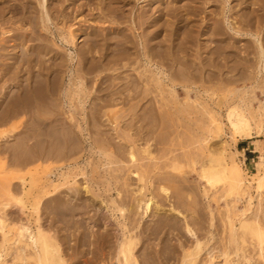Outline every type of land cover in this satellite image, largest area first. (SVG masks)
<instances>
[{
  "label": "bare ground",
  "instance_id": "1",
  "mask_svg": "<svg viewBox=\"0 0 264 264\" xmlns=\"http://www.w3.org/2000/svg\"><path fill=\"white\" fill-rule=\"evenodd\" d=\"M0 1L2 2V0ZM135 1L141 0H104L103 2L100 1L98 5V2L96 3V9L101 11V15H104L105 17L113 16L112 18L115 21L113 22L114 26L112 24L111 27L107 25L105 26V24H107L106 22H101L104 17L100 14V17L92 16L93 18L81 16L83 14H81L82 12L80 10H86L84 6L88 4L89 0H86L85 2L82 0L83 3L81 5L77 4L80 10H77V5L75 6V11L78 12L75 19L78 20V17L81 16L78 22H75L77 20H74L75 14L68 10L70 9V6H68L69 4L62 6L59 17L62 18V25L64 24V26L56 27V30H53L52 28L54 20L51 13L53 8L49 9L48 7L50 0H35L33 1L34 5H31L27 1V5L30 4L31 6L28 8L25 5V9L28 10L30 15H33L35 14L33 12H36L35 16H30L28 18L30 19L28 20V27L22 22L23 26H17V28H13V30H6L5 25L10 23L9 19L6 21L3 19L4 22L1 20L3 23H1L0 29L2 30L0 36V84H5V91H3V97H1L4 102L0 101V126H4V124L14 118V116L18 117L20 114H27L29 119L28 124L31 125L32 122L35 121L34 116L36 114L42 116L44 110L54 105V103L56 104V101L65 94L69 99L72 97L70 95H81L79 101L82 102V109L84 110L88 108V102L86 100H92L95 103V109L93 108L94 105H90V109L97 112L103 107H115L120 103L125 104L131 100L138 99L136 104H133V107L131 106L134 109L133 113L129 110L132 113V118L130 117L131 119L123 122V125L131 128L140 120L146 122L145 119H138V117L142 116V113L152 116L154 113L158 112L159 109H157V106L159 104L156 105V103L159 102L158 97L153 95V93L155 94V92H158L161 95L165 94L168 96L170 95L171 97H178V94H180L179 89H183L189 99L191 98L190 93L195 87H197V78H200L201 81H203L207 77L206 74L209 79L213 78L212 73L215 70H211V66L215 67L216 75H219L221 79L226 81H229L234 77L233 75H228L232 71V66L229 65V63L244 67H253L254 65H257V68H262L261 70L264 71V40L260 39V35L264 32V0H211L214 3L213 5L215 8H218L216 4H222L218 17L215 14L216 9L212 8V13L215 14L213 15L215 17L211 18L212 13L210 14L209 11L208 14H210L211 17H207H210L208 19L212 20H209V22H206L205 24L209 25L206 28L211 43L218 42L219 44H217L218 46L212 50L211 56L209 55L210 57H208L212 61L211 65L207 61V63H204V61L201 60L203 58H201V56H194L191 62L186 50L188 49V46H186L183 41L176 43L175 38L177 37V39H179L178 36L180 37L182 34V40L193 37V33L200 28V25L197 23V18L209 8L204 6L207 5L205 4L206 0H143L146 1L147 4L141 12H138V14H135L134 16L127 14L128 17L124 18L123 14H125V6L134 3ZM1 2L0 5L2 4ZM5 2H7V0H3L4 4ZM80 2V0L72 1L73 5L76 3L80 4ZM25 3L23 2V4ZM72 3H70V5ZM155 3H157V5L153 7V4ZM15 5V7H17V4ZM10 6L5 4V8H10ZM252 6L258 7L252 8ZM4 10L6 9H3V11L2 9L0 10L1 15H3L2 13ZM91 15L92 14H90V16ZM233 15L236 17H233ZM0 18H2V16ZM70 20H74V22L69 24ZM126 22H130L131 25L127 27L125 25ZM98 24H104V27H99ZM56 25H58V23ZM79 30H81V32H78ZM87 33L92 35L89 36ZM85 35H88L89 38ZM57 39L65 46L74 47L77 50V59L75 57L76 55L71 51L64 54L63 51L65 50L62 51L61 48L63 47L58 43ZM169 41L171 43H169ZM84 42L89 43L87 47L81 44ZM240 42H242V45L239 44ZM190 43L191 42H189V44ZM12 51H14V53ZM251 55L252 57H250ZM209 59L206 60L210 61ZM2 60L6 61V63H1ZM196 60H198V62H196ZM222 60L226 61L225 65L221 64ZM77 64H80V69L78 67L76 76L73 74V68ZM225 68L229 71H225ZM67 72L71 74V84L69 83V88L65 86L66 88L63 89L60 79L65 75L64 73ZM125 72H127V74L123 75ZM95 77L98 78V82L96 81L98 84H95V87H93L96 88L95 91L100 95H96V93V96L94 95L95 97L93 98V95H91L89 90L90 86H88V81H91ZM117 79L121 81L120 84L115 82ZM15 81V85L19 86L17 92L14 93L16 89L14 88L15 90H10L11 85H7V83L9 82L12 84ZM3 85H0V88ZM74 85L76 86L75 88H73ZM4 88L2 90H4ZM1 92L2 91H0V93ZM97 99L100 102H96ZM143 100L147 101L143 103ZM92 101L91 104H93ZM3 103L12 106L3 109ZM160 105L169 106L168 103L165 104L164 102ZM263 107L264 106H262V108ZM160 108L162 109V107ZM136 109L141 110H139V113L141 112L140 115ZM184 109H186V106ZM92 114H96V112H93ZM97 117H93V126L95 127L100 126V119ZM262 117L264 119V115H262ZM118 118L119 117L112 116L110 113H106V120L111 124L117 123L116 121L119 120ZM263 119L256 122V125L261 126ZM135 120L137 121L135 122ZM214 121V124H216V130H222L224 125L223 122L216 119H214ZM227 121L234 137L250 139L253 136V119L247 115L242 107L237 105L230 107L227 113ZM39 123L40 125H43L45 124V120L40 119ZM13 124L14 123H12V126ZM69 125L71 126L72 124L70 123ZM32 128L33 126L28 129L32 130ZM4 132L5 129L1 130L0 134L2 135ZM31 136L32 133L31 135L29 134L30 138ZM34 137L36 138V135H33L32 139H35ZM70 139L73 140V138ZM68 143L71 144L67 149L65 148V150H62L61 146L59 147L61 152H59V150L58 152L53 150L47 152V149L52 148L50 147L52 143H49L50 146L48 145V148L43 153L42 149L40 150L41 153L40 151L36 152L33 155V158L26 159V161L24 160L18 165L21 167L25 166L26 168L29 164V160L36 162L39 161V159H53L57 157H60L62 160H69L77 154L78 149L76 147V141L73 140L66 142L65 144L69 145ZM137 144V140L134 139L128 144L119 145L118 148H113L110 144H107L106 152L102 150V152L104 151L103 155L105 154L106 159L109 160V163H107L109 165L115 163L112 158L117 156L125 158L126 155L124 154V151H126L130 163L133 164L131 167L136 168L135 170L129 168L128 171L130 174H127L126 176V167L128 165L116 166V168H114L116 174L112 176L114 183L111 181V178L108 183L107 192L111 193L115 191L114 193L116 194V197L111 200V210H116L124 220L118 222V234L115 235L116 243H114L115 246L113 245L114 248L112 246H107L109 244L106 245V243H108L110 230L108 231L109 233L105 230L102 232L103 234L105 232L108 237L105 238L107 239L106 243V240L103 242L104 239L102 238V245L105 243L107 247H104H112L114 249L118 264H140L136 249L138 248L141 239H143V236H141L144 231L143 229L146 228L145 223L143 225L142 220L150 215L156 203V194L153 191L155 189L156 179L151 175V172H155V175H161L156 172L160 169L159 165L155 166L154 171H148L147 175L146 172L137 167L139 165L138 161H140L137 150L150 160L155 158L150 142H145L143 146H136ZM227 145L228 144H224L220 151H209L206 159L201 162L200 169V177L203 178L206 184L210 187L227 184L230 186L229 195L236 191L238 192V200L248 199V207L241 212L238 223L235 224V220L230 214L227 216L230 233L229 243L232 242L237 246L232 249V252L230 248H226V250L222 252V256L225 258L224 264H254L255 260L256 262L260 260L264 263V223L256 217L249 218L244 216L253 209L252 196L247 195V188H251L253 183L252 181L247 180L243 169H241L240 165L235 161V155L233 153L227 155ZM4 147L5 146L0 144L1 169H5L12 164L7 156L3 157L2 155V152L8 150L7 147L5 149ZM55 149H57V146ZM260 158L262 160L261 162H258V173L255 174V177L253 178V180L256 181L255 189L257 190V197L264 192V154H262ZM116 162H121V159H118ZM194 163L195 161H193V164ZM62 167L63 166H60L57 169L61 170L63 169ZM65 167H68V170L70 171L72 166H67L66 164ZM164 167L173 170H181L184 165L173 159L170 163H166ZM37 170L38 168H35L26 173L29 174L30 172ZM79 170H82L80 171L82 172V175L87 177V174L83 171L84 169L82 167L79 168ZM20 171L21 170H19V173L15 171L12 172L18 174L11 175L8 178H11L12 180L19 177L22 185L25 186L21 188L24 189L25 192H30L31 189L27 188V184L29 183L26 177L27 175L25 176L26 173H21ZM69 171L61 174L62 178H59L58 180L60 181V179H62L60 182L51 179L48 180L49 184L55 191L49 196V200L52 202L56 201L55 203L49 204L53 206H50L51 213L56 216L58 220L61 219L60 222V220L58 221L57 218H55L57 222L61 223L60 225H62L63 220V224L66 223L65 219L68 216L74 217L75 213L77 214L78 212L77 206H73L69 203L70 206L67 203L68 201H75L79 209L82 210L85 208L84 210L86 211L90 206L94 205V201L89 200L86 195H83L82 190H84L85 193L89 192L88 185H85L83 189L77 188L73 184L75 182L72 183L69 180L70 173H67ZM106 173H108V170H106ZM148 174L150 175L148 176ZM133 178L140 184L136 190L132 189L133 197L131 198L134 203L128 204L127 197L123 195L122 187L125 185L127 187L131 186L130 180ZM247 181L248 183H246ZM10 185L11 183L8 187ZM63 185H65L69 191L66 189L67 191L62 190L59 194L56 193L57 190L60 189V186ZM17 187L16 189L19 190L20 185H17ZM9 188L12 189L11 187ZM16 189L14 188V191ZM160 190L164 193V199L170 200V198H168L170 193L169 188L162 187ZM71 191L74 193H70ZM203 191L204 195L207 196L209 189L204 188ZM51 192L46 191V194ZM63 194L65 197L62 196L61 198L64 197V200L68 198L66 200L67 204L64 201L65 206H62L64 203H59V200L61 199L60 195ZM12 195H14V192H12ZM169 205L170 206L167 210L164 209L165 213L171 212L172 214L174 213V216L176 217H182L183 227L186 234L195 238V241L192 244L182 245V256L179 264H198L203 252L210 247L211 238H202L199 234L197 235L195 228L190 223L189 216H185L182 210L176 208L174 204L170 203ZM41 207L40 203H38L30 210L24 205L18 206V204H13L12 200H0V264H71V258L68 256V252L64 249L66 239L64 240L61 239L60 236L57 235V237L54 235L56 227L54 229L53 225L57 222L51 217L53 222L49 220L51 222L49 223L47 221L49 218L46 219L43 217ZM105 209L106 208L101 207L99 211L102 212ZM157 209L159 210V206H157ZM90 210L91 209L88 211L90 212ZM48 212L46 214H48ZM133 214L141 216L137 222H132L130 220V216ZM210 215V222L213 225V213ZM67 223H69V220H67ZM88 223L89 227H91L95 222L90 221ZM82 224L80 225L82 226ZM110 224H112V222ZM113 225L114 224H112V227ZM141 225L144 227L142 226L141 228ZM55 226L57 225L55 224ZM68 227L71 228L70 224L67 228ZM85 227L83 231H81V238L79 237V245L81 246L91 245V243L89 244L91 240L88 242V239L90 238H88L89 233L86 234L89 229L85 232ZM67 228L65 229L64 227V230L67 231ZM92 229L93 227L91 230ZM78 231H80V229H78ZM60 232L63 234V231L59 230V235L61 234ZM209 232L211 234V231ZM67 235L68 234H66V236ZM64 236L65 235L62 237ZM76 237H78V235ZM102 237L105 236L103 235ZM72 240L74 241V238H72L71 241ZM69 242L70 240L67 241V245L70 246ZM91 242L93 243L94 241ZM75 244L76 246L78 245L76 242ZM85 250L87 251V249ZM92 251L93 250L91 249V253ZM102 253L104 252L102 251ZM215 258L216 257L212 253H209L208 259L200 264H215Z\"/></svg>",
  "mask_w": 264,
  "mask_h": 264
},
{
  "label": "rangeland",
  "instance_id": "2",
  "mask_svg": "<svg viewBox=\"0 0 264 264\" xmlns=\"http://www.w3.org/2000/svg\"><path fill=\"white\" fill-rule=\"evenodd\" d=\"M27 1L31 5H34L33 1L35 0L32 1L7 0L5 4L9 6L11 4L12 5L10 6V8L9 7L5 8V4L3 3V0L2 2L0 1L4 5V7L2 4L0 5V10L2 9L3 11V9H6L2 13L5 18L3 17V15L0 14V17L2 16V18H0V29H1V23H3L4 20L6 21L8 19L10 23L8 25H5L6 30L7 29L13 30V28H17V26L18 27L23 26V24L26 25V27L29 26L28 20L30 19L28 18L30 16H35L36 12H33L35 14L30 15L28 10L25 9L26 6L28 8L31 6L30 4L27 5L28 3ZM72 1L73 0H50L48 4L49 9L50 8L51 9L53 8V10L55 9L54 11L53 10L51 11L52 18L54 20V23L52 25L53 30H56V27L64 26V24L62 25L63 23L61 20L62 18H60L59 15L61 14L62 6H65L66 4L67 5L69 4L68 6H70L69 7L70 9L68 10L71 11L73 14H75L74 20H77L75 19V16L78 14V12L75 11L76 9L75 6L77 4L81 5L86 0H83V2L82 0H80L81 1L80 4L76 3L74 5ZM100 1L103 2L104 0H100ZM100 1L89 0L88 4L84 6L86 10H82V9L80 10L78 5H77L78 8L77 10H80L82 12L81 14L83 15L81 14L80 15L83 17L84 16H88L89 18L100 17L101 11H98V9H96L97 8L96 3L98 2L97 3L98 5ZM23 2L26 3L23 4ZM70 3H72L71 5L73 7L70 5ZM208 3L209 4L211 3L210 5L212 7ZM15 4H17V7H15L16 6ZM146 4H147L146 1L141 0L126 5L124 8L125 14H123L124 18L128 17L127 14L130 16L132 15L134 16L135 14H138V12H141V10H143L146 7ZM205 4L207 5L204 6H207L206 8L208 7L209 8L206 9L207 11L205 10L206 12L201 13V15L197 18L198 19L197 23L200 25L199 26L200 28H198L197 31L193 33V37L190 39L182 40L183 38L182 36L183 34H182L180 37L178 36L179 39H177V37L175 38H176V43L183 41V43L186 44V46H188V49L186 50H187V55L189 56L191 62L194 56H199V57L201 56V58L202 57L205 58V59L200 58L201 60L204 61V63L209 62L211 65L212 61L208 57L211 56L212 50L219 44L218 42L211 43V40H209L210 36L207 33L208 30L206 28L209 25H205V24L206 22H209V20H212V19H208L211 17L210 14L212 13L213 10L212 8L216 9L215 14L218 17L219 10L221 9L222 4L221 3L216 4L218 8H215V6L213 5L214 3L211 0H206ZM156 5L157 3L153 4V7H155ZM253 7H258V6H252V8ZM14 11L16 12L18 11L19 13L18 12L16 13ZM209 11L210 14H208ZM72 13L71 15L73 16ZM90 14L92 15L90 16ZM215 14L212 13L211 18L215 17L213 16ZM235 15H233V17L237 16ZM101 16L104 17V19H102L103 21L101 20V22H106L107 24H105V26L107 25L111 27L113 22L115 21L112 18L113 16L112 15L108 17H105L104 15ZM80 17L78 18L80 19ZM79 19L75 22H78ZM74 20L73 21L70 20L69 24L74 22ZM106 20L109 22H107ZM199 22L202 23L200 24ZM57 23L58 25H56ZM103 25L104 24L102 25L98 24L99 27H102ZM125 25L128 27L131 24L130 22H126ZM1 31L2 30H0V36H1ZM78 32H81V30H79ZM87 34L89 36L92 35L90 33ZM88 35L85 36L89 38ZM260 39L264 40V32L260 35ZM57 41L64 48V49L61 48L62 51L65 50L63 51L64 54L65 53L67 54V52L69 53L71 51L74 55H76L75 57L77 59L78 57L77 50L74 47L65 46L61 44V42L58 39ZM189 42L191 43L189 44ZM169 43L171 42L169 41ZM81 44L87 47L89 43L84 42ZM239 44L242 45V42H240ZM12 52L14 53V51ZM250 57H252V55ZM206 59H209L210 61ZM222 61L221 64L225 65L226 61L224 60ZM196 62H198V60H196ZM1 63L5 64L6 61L2 60ZM229 65L232 66V71L228 75L234 76L231 80L226 81L224 79H221L219 75L218 76L216 75L215 67L211 66L210 69L215 70L212 73L213 78L209 79L207 74H206L207 77L203 81H201L200 78H197L196 79L197 87H195L193 91L190 93L191 98L189 99L188 96L183 91V89L182 90L179 89L180 94H178L179 95L178 97H174V96L171 97L170 95L168 96L165 94L161 95L158 92H155V94L153 93V95H156L158 97L159 102L156 103V105L159 104L157 106V109H159L158 112L154 113L152 116H148V114L142 113V116L138 117V119H145L146 122L140 120L135 126L131 128L123 125L124 124L123 122H126L132 118L131 115L134 111L132 107L133 104H136L138 99L131 100L130 102H126L125 104L120 103L115 107H110V108L103 107L102 109H99L97 112V111H92L90 109L91 108L90 105L93 106L95 104L92 100L89 101L86 100L88 102L87 103L88 108L84 110L82 109V102L79 101V97L81 95L79 96L70 95L72 97L69 99V97L63 94L64 96L62 95L63 97L59 98L56 101V104L54 103V105H52L51 107H49L48 109L42 112V116L36 114L34 116L35 121L32 122L31 125L28 124L29 119L27 114H22V115L20 114V116L18 117L14 116V118H12L7 123H5L4 126L3 125L0 126V131L5 129L4 134L2 135L0 134V138H1L0 144L5 146L4 149L6 147L8 148L7 151L2 152V155L3 157L7 156L10 159V163H12L10 166L6 167L5 169L0 168V200L1 201L12 200L13 204H18V206L24 205L30 210L33 209V207L36 204L40 203V206H42L41 208L43 211V217L46 219L49 218L47 219L49 223L53 222V220L57 222L58 218L51 213L52 212L51 207L53 206L49 205L51 203L56 202V201L52 202L49 200L50 199L49 196L53 194L55 191L53 187H51V185L49 184L48 180L51 179L56 182H60L62 179H60V181L58 180L59 178H62L61 174L63 172L65 173L66 171H69L68 170L69 168L65 167L66 164L67 166L71 165L72 166L70 168L71 172L70 171L67 172L70 173L69 180L72 183L75 182L73 184L79 189H83L85 185H88L89 192L85 193L84 190H82L83 195H86V197H88L89 200L94 201V205L90 206L89 208L91 209L90 212L88 211L89 209L87 211L84 210L85 208L81 210L78 208V205L75 201L72 202L71 200L67 202L66 200L68 198L64 200L65 199L64 197L66 195L65 193H64L65 195L64 194L60 195V198L64 196L63 197L64 199L61 198L62 200L60 199L59 203L61 202L62 204L65 201V203L67 202L68 204L70 203L73 206H77L78 212L77 214L75 213L74 217L68 216L67 217L68 219L66 218L67 220H69V223H67V220L65 219L66 223L63 224L64 223L63 220L62 225H60L61 219H59L60 222L55 223L57 226H55V224L53 225L54 229L56 227L55 229L56 231L54 235L60 236L61 239L64 240L66 239V244L64 243L66 246L64 245V249L68 252V256L71 258L70 259L71 264H104V263L118 264V260L115 257L113 245L115 246L114 243H116L115 235L118 234L117 232V226L119 224L118 222H122L124 219H122V217L116 210L115 211L111 210L110 207L111 200L116 197V194L114 193L115 191L111 193L107 192L108 183L110 178L111 181L114 183V179L112 176L116 174V172L114 171V168H116V166L128 165L126 167V171H127L126 176L127 174H130V172L128 171L129 168L133 170H135L136 168L131 167V165L133 164L130 163L127 153L124 150L123 151L126 157L121 158L120 156H117L115 158H112L114 159L113 161H115L113 165L107 164L109 163V160L106 159V155L105 154L103 155V153L104 151L106 152L107 144H110L113 148L114 147L118 148L119 145L128 144L130 141H133L134 139H136L138 143L136 146L138 145L143 146L145 142H150L152 145V151L154 153L155 158L150 160L146 158V156L143 155L139 150H137L138 157L140 158V161H138L139 165L137 167L143 170L144 172H146L147 175L148 171H154L155 166L159 165L160 169L159 171L156 172L160 173L161 175H155L156 174L155 172H151V175H153V177L156 179V180L154 179L156 182H155V189L153 190L156 194L155 195L156 203L150 215L142 220V223L143 225L145 223L146 228L143 229L144 231L142 232L143 234L141 235L143 236V239H141V242L138 248L136 249L140 264H179L182 256V245L192 244L195 241V238L186 234L185 229L183 227L182 217H176L174 216V213L172 214L171 212L165 213L164 209L167 210V208H169L170 206L169 205L170 203L174 204L176 208L181 209L185 216L186 215L189 216L190 223L195 228L197 235L199 234V236H201L202 238H206V237L211 238L210 247L208 248V250L206 249L203 252L198 264L207 260L209 257V253H212L216 257L214 260L215 264H224L225 258L222 256V252L226 250V248H230L232 252V249H234L237 246L232 242L229 243L230 233H229V225L227 222V216L228 214H230L231 217H233V219L235 220V224L238 223L240 220L241 212L248 207L247 204L248 199L246 198L243 200H238L237 199L238 192L234 191L231 195H229L230 192L229 185L223 184L217 187H210L209 185L206 184L205 180L200 177L201 162L206 159V156L208 155L209 151L212 150L220 151L224 144H228L226 148L228 152L227 155H230L232 153L235 155V161L240 165L241 169H243V172L247 177V180L252 181L253 183L251 188H247L248 191L247 195L252 196L253 209L250 210V212H248V214L244 216L245 217L247 216L249 218L256 217L258 220L264 223V192L259 197H257V190L255 189L256 181L253 180L255 174L258 173V168H259L258 162H261L262 160L260 156L264 154V119L262 117V115H264V107L262 108V106H264V71L261 70L262 68L259 67L257 68V65H254L253 67L232 65V63H229ZM78 67L80 69V64H77L73 68L74 69L73 74L76 76H77L76 71ZM227 70L228 69L225 68V71ZM64 74L65 75H63L60 79L63 89H65L66 87L69 88L70 86L69 83L71 78L70 73L67 72ZM126 74L127 72H125L123 75ZM95 78H94L95 80L94 79L91 80L89 78L91 81H88V86H90L89 90L91 95H93V98L96 95H100L98 92L95 91L96 88H94L95 84L96 85L98 84L97 79L99 78V76L98 78L97 77ZM115 82L118 84L121 83L119 79L115 80ZM8 83L7 85H11L10 90L16 89L14 93L17 92L19 85L18 86L15 85L16 81L13 82L12 84L10 83L8 84ZM3 84L4 83L0 85ZM4 87L5 84L0 88V91H2L0 93L1 102H4L2 101L1 98L3 97L2 95L3 91H5ZM75 87L76 86L74 85L73 88ZM3 88L4 90H2ZM91 101L93 102V104H91ZM146 101L147 100H143V103ZM96 102H100V101H98L97 99ZM163 102L165 104L168 103L169 106H161L160 104H162ZM236 105L242 107L246 111L247 115L253 119L254 130L252 131L253 136L250 139H244V138L241 139L234 137L233 132L229 127L227 121V113L230 107ZM11 106L12 105L10 104L7 105V103H3L2 108L7 109L10 108ZM185 106L186 109H184ZM160 107H162V109ZM93 108L95 109V105ZM129 110H131L132 113ZM136 110L139 113L140 109H136ZM93 112H96V114H92ZM106 113H110L114 117H119L118 118L119 120L116 121L117 123L114 124L109 123L106 120ZM140 114L141 112L139 113V115ZM93 117L94 118L97 117L98 119H100L99 122L100 126L98 127L93 126V119H94ZM40 119L45 120V124L40 125L39 123ZM214 119L223 122L224 125L222 130L220 131L216 130V124H214L215 123ZM260 119H263L261 122L262 124L261 126H258L256 125L257 124L256 122H258ZM136 121L137 120H135V122ZM12 123H14L13 126ZM68 123L69 124L71 123L72 125L70 126ZM31 126H33L32 130L28 129ZM31 133L32 136L30 138L29 134L31 135ZM33 135H36V138L34 137L35 139H32ZM39 136L41 137L42 140L40 139ZM70 138H73V140L77 142L76 143L77 145L75 143L74 144L76 145L78 152L69 160H65V159L62 160L60 157H57L58 159L57 158L39 159V161L36 162L27 160L29 164L26 168L25 166L21 167L18 165L22 161L24 160L26 161V159L33 158V155L42 149H43L42 150L43 153L48 148V145L50 146L49 143L53 144V145L51 144L50 146L53 149L49 147L50 149H47L46 150L47 152L51 150L57 152L59 150V152H61L60 151L61 149L59 148L60 146L62 150H65V148L67 149L71 143H68L69 145L65 143L73 141ZM58 142L59 143L61 142L62 144L61 143L59 144ZM56 146L57 149H55ZM102 150L104 151L102 152ZM118 159H121V162L117 163L116 161ZM173 159L183 164L184 167L181 170H173L171 168L169 169L164 167L166 163H170V161ZM193 161H195L194 164ZM60 166H63L62 167L63 169L61 170L57 169ZM81 167L84 169L83 171L87 174V177L85 175H82V172H80L82 171L79 170V168ZM31 168L32 169L38 168V170L32 171L29 174H27L26 172L31 171L32 170ZM19 170H21L20 171L21 173L23 172L26 173L25 176L27 175L26 177L29 182L27 184V188L31 189L30 192L27 191L25 192L24 189L21 188L25 186L22 185L19 177H17V179L15 178L12 180L11 178H8L11 175H17L19 173ZM106 170H108V173H106ZM14 171L18 173L17 174L12 173ZM149 175L150 174H148V176ZM248 181L246 183H248ZM10 183L13 187L11 185L9 187H11L12 189L8 187ZM130 183L131 186L127 187L125 185L124 187H122V192L123 195L127 197L128 204H133L134 201L131 198L133 197L132 189L136 190L139 187L140 183L134 178L130 180ZM17 185H20L19 190H17L18 189ZM162 187L169 188L170 193L168 198H170V200L164 199L163 197L164 193L160 190V188ZM14 188L17 191L16 190L14 191ZM204 188L209 189L207 196L204 195V191H203ZM60 189L57 190L56 193L59 194V192H61L62 190L64 191L67 188L65 187V185H63L60 186ZM46 191H50V192L52 191V192L46 194ZM12 192H14V195H12ZM70 193H74V192L71 191ZM65 203L62 204V206L63 205L65 206ZM157 206H159V210L157 209ZM101 207L106 209L101 212L99 211ZM46 210L47 212L50 210L48 214H46L47 213ZM212 213L214 216L213 225L210 222L211 219L210 214ZM51 217H53L52 218L53 220L51 219ZM140 217H141L140 215L133 214L130 216V220L132 222L135 221L137 222ZM55 218H57V220ZM87 221L88 222L94 221L95 223H93V225L89 227V223ZM126 221L128 222L127 219ZM111 222L112 224H114L113 227L112 224H110ZM67 224L68 225L70 224L71 228L69 227L67 228L68 226ZM80 224H82V226L85 227V232L88 229L91 231L90 232L88 230L86 232V234L89 233L88 238L90 237L88 239V242L91 240L94 241L96 244L90 241L89 244L91 243L92 246L91 245L88 246L91 247H88L87 245L86 246L79 245L80 243L79 237L81 238L82 236L81 231H83L84 229V227H82ZM72 225L74 226V228ZM143 225H141V228ZM64 227L65 229L67 228V231L64 230ZM92 227L93 229L91 230ZM106 227L108 230L106 229ZM78 229H80V231H78ZM59 230L63 231V234L62 232H60L62 235L61 234L59 235L58 233ZM104 230L106 232L110 230V233L108 232L110 234L108 235L109 238L106 236L105 232L104 234L102 233ZM209 231H211V234ZM65 233L68 235L66 236ZM63 235L65 236L62 237ZM77 235L78 237H76ZM101 235L102 236L104 235L105 237H102ZM67 237L70 240L69 242L70 246L67 245L68 244L67 241H69ZM70 237L71 239L74 238V241L73 240L71 241ZM106 237L108 238V243H106L107 242V239H105ZM102 238L104 239L103 242L106 240L105 241L106 245L109 244L107 246H112L113 248L112 247L106 248L107 246L105 245V243L104 245H102ZM75 242L78 244L77 246ZM85 249H87V251ZM91 249L94 252L92 251L91 253ZM102 251L104 253H102ZM254 264H264V263L263 261L261 262L259 260L258 262H256L255 260Z\"/></svg>",
  "mask_w": 264,
  "mask_h": 264
}]
</instances>
